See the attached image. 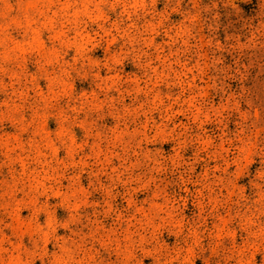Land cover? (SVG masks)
<instances>
[{
  "label": "rangeland",
  "instance_id": "rangeland-1",
  "mask_svg": "<svg viewBox=\"0 0 264 264\" xmlns=\"http://www.w3.org/2000/svg\"><path fill=\"white\" fill-rule=\"evenodd\" d=\"M0 264H264V0H0Z\"/></svg>",
  "mask_w": 264,
  "mask_h": 264
}]
</instances>
